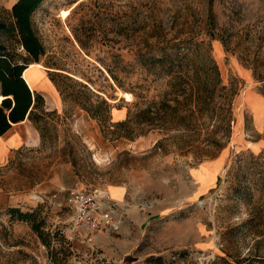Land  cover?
Returning a JSON list of instances; mask_svg holds the SVG:
<instances>
[{
    "label": "rangeland",
    "instance_id": "obj_1",
    "mask_svg": "<svg viewBox=\"0 0 264 264\" xmlns=\"http://www.w3.org/2000/svg\"><path fill=\"white\" fill-rule=\"evenodd\" d=\"M15 1L0 0V21H11ZM33 23L46 48L43 66L33 67L42 68L41 85L33 84L34 71L26 77L51 114L39 145L13 148L0 161V264H50L53 255L61 264H264V234L246 222L251 199L260 197L264 214V185L256 181L264 166L252 159L264 151L257 75L264 76V0H44ZM153 26L176 43L173 72L184 80L162 74L161 51L152 60L146 49L129 50L144 45ZM195 37L209 41L227 89L200 109L186 99L185 126L126 137L117 121L136 101L146 108L167 91L188 93L196 69L204 77L208 52L192 49ZM0 40L26 54L9 32L1 30ZM226 109L229 125L221 120ZM240 152L248 160L246 197L234 187ZM77 190L107 196L120 229L75 227L67 199ZM39 206L46 230L61 229L66 242L47 247L7 212ZM262 224L264 233V217Z\"/></svg>",
    "mask_w": 264,
    "mask_h": 264
},
{
    "label": "trees",
    "instance_id": "obj_2",
    "mask_svg": "<svg viewBox=\"0 0 264 264\" xmlns=\"http://www.w3.org/2000/svg\"><path fill=\"white\" fill-rule=\"evenodd\" d=\"M43 1L17 0L9 12L11 21H0V31L3 30L11 34V44H18L26 51V54H18L16 51H12L6 42L0 40V95L4 96L0 103V135L6 133L13 124L28 118L40 131L41 137H43L47 123L46 118L51 114V111L46 106L43 94L33 90L27 83V77L23 75L31 63H40L42 56L46 53L45 45L41 41L33 23V14ZM161 37L157 32V27L153 26L149 32V37L144 40V45L135 44L129 50L136 55H142L143 49H146V52L152 54V60L155 59V54L153 53L161 51V61L164 62L162 74L170 76L171 79L174 77L178 78L180 82L184 80V77L181 75L175 76L176 72H173L175 59L173 58V54L169 52L178 47L176 43L165 38L163 40ZM207 41L206 38L195 37L192 48L196 51L206 46L208 53L205 55L206 59L202 68L204 77L201 76L200 70L196 69L191 75L192 82L188 93L185 94V88H180L178 92L175 90L174 95H169L167 91L160 103L152 101L146 108L139 107L140 100L136 101L134 104L135 109H127L125 117L117 121V126L125 129L126 137L135 139L154 128L165 130L185 126V115L182 113L181 106L186 99H192L197 108L200 109L202 101L205 104L208 100L214 98L217 90L227 89L226 84H222L219 65L210 54L209 41ZM109 71L113 79L118 81L116 74L112 73V70ZM257 75L259 81L262 82L261 92L264 95V76L260 72ZM136 95L137 97L140 96ZM120 107L116 106L114 108L119 109ZM97 115V112H93V116ZM231 119V110L226 109L225 113L223 112L221 115V120H224L229 125ZM41 121L45 122L44 126L41 124ZM158 142L161 145L160 140ZM252 159L258 166H264V151L252 156ZM247 162L248 160L244 153L240 152L235 161L237 171L233 175L235 176V181H237L234 187L238 189L242 197H246L247 195L246 187L242 182L248 167ZM256 174H258L256 181L264 185V168L256 170ZM259 199L260 197L250 200L254 212L246 222L253 227L259 236H262L264 234L261 230L264 214ZM7 212L12 221L17 220L30 224L33 231L38 234L42 243L47 247L53 246V243L66 242L67 240L59 228L52 232L46 230L47 219L43 215V208L41 206L28 211H23L19 207H9ZM52 258L55 261L50 264H61L57 258H54V255Z\"/></svg>",
    "mask_w": 264,
    "mask_h": 264
},
{
    "label": "built area",
    "instance_id": "obj_3",
    "mask_svg": "<svg viewBox=\"0 0 264 264\" xmlns=\"http://www.w3.org/2000/svg\"><path fill=\"white\" fill-rule=\"evenodd\" d=\"M106 197L90 191L72 192L67 203L74 212L75 227L79 229L85 226L90 231L119 230L123 221L112 208L111 200Z\"/></svg>",
    "mask_w": 264,
    "mask_h": 264
},
{
    "label": "crops",
    "instance_id": "obj_4",
    "mask_svg": "<svg viewBox=\"0 0 264 264\" xmlns=\"http://www.w3.org/2000/svg\"><path fill=\"white\" fill-rule=\"evenodd\" d=\"M15 2H12L11 7ZM31 66L29 65V68H27V70L24 72L23 74L24 77H26L25 73L27 75L28 71L29 72L34 71L33 84L41 85V84H38V80H40V78L43 75L42 68L33 69V67H36V66H33V67ZM27 79L26 80L29 86L33 90H35L33 88V84L30 81V79L28 77ZM125 115H126V112H125ZM40 143H41V137H40L38 129L35 127L32 121L26 118L25 120L21 122L13 124V126L6 133H4L3 135H0V157L2 156L0 158V161H3L10 156L13 148H18L23 145L36 146V145H39ZM122 191L124 192V188H122Z\"/></svg>",
    "mask_w": 264,
    "mask_h": 264
},
{
    "label": "bare ground",
    "instance_id": "obj_5",
    "mask_svg": "<svg viewBox=\"0 0 264 264\" xmlns=\"http://www.w3.org/2000/svg\"><path fill=\"white\" fill-rule=\"evenodd\" d=\"M76 3H74V5H75ZM71 13V8H69V9H64L63 11H62V13H61V16L63 17V18H67L68 16H69V14ZM32 65V66H31ZM31 67H33V66H43L41 63H31ZM25 76H26V73H25ZM122 95H123V97H125L127 100H132L133 99V94L131 93V92H123V91H121L120 92ZM4 98V96L3 95H0V103H1V100ZM260 117V116H259Z\"/></svg>",
    "mask_w": 264,
    "mask_h": 264
}]
</instances>
